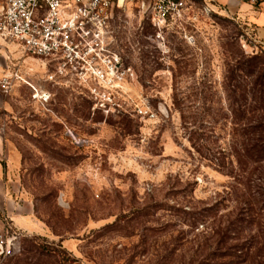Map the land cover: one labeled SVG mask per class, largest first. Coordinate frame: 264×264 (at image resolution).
I'll return each instance as SVG.
<instances>
[{"label":"rangeland","instance_id":"374dc122","mask_svg":"<svg viewBox=\"0 0 264 264\" xmlns=\"http://www.w3.org/2000/svg\"><path fill=\"white\" fill-rule=\"evenodd\" d=\"M206 6L159 26L138 2L115 12L134 77L107 114L75 86L43 81L42 62L0 38V76L15 63L25 80L0 89V226L21 233L0 264L264 259L246 253L264 249V78L247 72L248 57L264 62V38Z\"/></svg>","mask_w":264,"mask_h":264},{"label":"built area","instance_id":"2783aa9c","mask_svg":"<svg viewBox=\"0 0 264 264\" xmlns=\"http://www.w3.org/2000/svg\"><path fill=\"white\" fill-rule=\"evenodd\" d=\"M132 2H138L143 12L149 11L157 26L180 17L193 2L207 7L206 0H0V38L12 40L23 54L40 60L45 68L43 81L75 86L93 109L107 114L118 110L126 84L134 77L114 43L111 28L115 12ZM5 68L1 90H7L11 80L25 82L17 64ZM33 91L40 102L49 101L47 91ZM137 112L148 114L145 108ZM20 234L0 226V256L15 253Z\"/></svg>","mask_w":264,"mask_h":264},{"label":"crops","instance_id":"0c3cea01","mask_svg":"<svg viewBox=\"0 0 264 264\" xmlns=\"http://www.w3.org/2000/svg\"><path fill=\"white\" fill-rule=\"evenodd\" d=\"M206 3L233 13L242 20L246 19L247 22L254 25L258 36L264 38V2H260L256 6L246 0H206Z\"/></svg>","mask_w":264,"mask_h":264},{"label":"trees","instance_id":"16d2710c","mask_svg":"<svg viewBox=\"0 0 264 264\" xmlns=\"http://www.w3.org/2000/svg\"><path fill=\"white\" fill-rule=\"evenodd\" d=\"M248 59L251 62V64H249L250 67L247 70V72L249 74L255 73V76L257 78H264V62H263V60L257 55H254L252 57H248ZM260 92H262L264 94V82L261 83ZM255 150H256V153L259 152L258 148H255ZM245 217H251V213L249 212L248 215ZM262 250H264L263 246L258 241H256L252 247L247 248L246 253L250 251V253H254V254H257V256H259L258 253L261 252ZM252 264H264V259H260V260H257L256 262H252Z\"/></svg>","mask_w":264,"mask_h":264}]
</instances>
